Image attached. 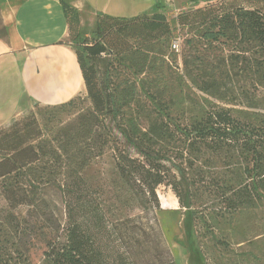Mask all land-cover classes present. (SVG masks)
<instances>
[{"label":"trees","instance_id":"16d2710c","mask_svg":"<svg viewBox=\"0 0 264 264\" xmlns=\"http://www.w3.org/2000/svg\"><path fill=\"white\" fill-rule=\"evenodd\" d=\"M195 1L199 0H191ZM207 1L213 0L200 3ZM226 1L194 4L174 17L173 27L159 10L128 19L100 15L95 30L69 41L93 111L60 127L51 138L41 133L34 118L26 126L32 130L29 141L22 138L25 125L20 121L6 132L0 128L4 140L0 143V198L5 203L0 210V264H144L145 254L147 263L174 264L155 215L157 210L170 208L163 200L159 203L160 187L174 195L180 208L192 211L200 253L199 224L207 225L206 214L235 213L263 197V123L257 127L235 117L229 108L216 107L185 125L169 123L166 113L157 124L137 129L114 99L116 91L109 77L114 63L105 65L97 77L96 61L108 52L118 65L138 66L133 74L144 77L141 95L155 102L163 98L167 85L162 78L171 69L166 44L172 32L179 30L188 36L177 74L181 84L220 99L221 84L229 77L223 69L225 50L238 71L264 80V15ZM116 34L133 39L134 46L122 51L112 45L108 50L106 37ZM0 37H4L2 27ZM74 98L43 107L69 105ZM101 115L110 116L118 129L100 127ZM42 126L46 131L44 119ZM115 133L131 151L118 149ZM108 150L116 155L117 179L111 184L117 188L121 183L125 193L113 194L107 209L103 192H90L83 173ZM47 187H57L62 193L61 211L43 198ZM118 204L151 214L152 224L138 227L140 215L119 218ZM23 208V213L16 212ZM149 232L153 241L147 240ZM38 243L44 250L41 260L33 263L30 252Z\"/></svg>","mask_w":264,"mask_h":264},{"label":"rangeland","instance_id":"374dc122","mask_svg":"<svg viewBox=\"0 0 264 264\" xmlns=\"http://www.w3.org/2000/svg\"><path fill=\"white\" fill-rule=\"evenodd\" d=\"M200 1L162 0L155 5L154 9L158 8L157 10L165 15L168 23L173 27L172 20L178 13L191 9L194 4L204 6L215 0L206 3H200ZM226 3L231 6L256 9L264 15V0H227ZM185 32L173 31L166 44L168 54L166 58L167 61H171L169 62L171 69L166 70L162 78L167 85L166 94L156 102L141 95L140 83L144 81V77L133 74L138 66L125 63L131 68L128 69L118 65L108 52L97 59L96 64L99 71L97 77L99 78L103 67L110 61L114 63L115 70L110 71L109 77L116 91L114 99L121 106V111L126 116L125 119H128L137 129H147L149 126L157 124L159 119H164L162 115L167 113L171 118L169 123L185 125L191 120H200L206 111H214L216 107H223L231 109L235 117L245 118L257 127L264 124V80L238 71L239 66L231 64L226 50L222 54L223 69L229 77H225L221 84L220 93L222 96L220 99L196 92L191 89V85L188 83H180L177 74H180L182 69L181 55L184 49V40L188 37ZM106 41L108 50L110 46L113 47L112 45L122 51L129 49L127 48L129 46H134L132 44L134 40L124 38L122 34L109 35L106 37ZM42 111L46 112L41 115ZM91 111H93V106L86 96V91L77 95L72 104L65 106L43 107L30 103L23 111H18L15 117L2 128V131H8L15 121H20L23 126L25 125V128L21 130L22 138L29 141L32 130L26 129V126L31 124L34 118L39 124L41 133L45 134L47 138H51L60 127L75 123L80 115ZM42 119L47 122L46 131L42 126ZM99 126L107 130L118 129V124L108 115L99 116ZM114 137L117 138L115 143L119 150L131 151L117 133ZM2 142L4 140L0 139V143ZM1 157L3 154L0 153ZM115 157V153L108 150L96 164L83 173L90 192L99 190L103 192V201L107 209L112 204L111 196L113 194L125 193L121 183L117 184V188L111 184L117 179ZM157 195L160 205L163 200L170 207L169 210L155 211V215L174 264H264V189L262 198L252 201L235 213L223 216L215 213L206 214V219H204L207 225L204 226L203 222L199 224L202 235V253L197 247L192 211L180 208L178 202L175 203L174 195L164 187L157 190ZM42 196L54 210L61 211L63 209L65 199L57 187L43 189ZM116 207L120 208L117 212L119 218L140 215L136 221L141 225L138 227L147 228L152 224L151 214L146 216L139 209L129 211L119 204ZM175 208L176 210H174ZM1 209H5V203L0 198ZM24 210V208L18 209L16 212L23 213ZM205 213H209V211L207 210ZM110 214L108 210L107 215ZM149 235L150 238L147 240L153 241V233L149 232ZM43 250V244L38 243L36 248L30 252L33 263H38L41 260ZM143 258L144 264H153L147 263L146 254Z\"/></svg>","mask_w":264,"mask_h":264},{"label":"crops","instance_id":"0c3cea01","mask_svg":"<svg viewBox=\"0 0 264 264\" xmlns=\"http://www.w3.org/2000/svg\"><path fill=\"white\" fill-rule=\"evenodd\" d=\"M157 3L0 0L4 31L0 37V128L30 103L54 106L84 93L80 67L69 41L95 30L100 15L133 18L157 10Z\"/></svg>","mask_w":264,"mask_h":264},{"label":"built area","instance_id":"2783aa9c","mask_svg":"<svg viewBox=\"0 0 264 264\" xmlns=\"http://www.w3.org/2000/svg\"><path fill=\"white\" fill-rule=\"evenodd\" d=\"M174 48H176V46H174Z\"/></svg>","mask_w":264,"mask_h":264}]
</instances>
